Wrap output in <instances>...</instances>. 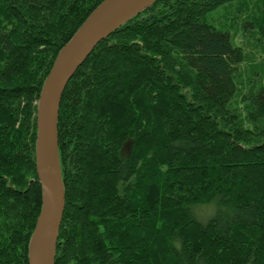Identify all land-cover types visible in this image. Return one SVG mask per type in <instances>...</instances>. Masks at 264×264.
I'll return each instance as SVG.
<instances>
[{
	"label": "trees",
	"instance_id": "trees-1",
	"mask_svg": "<svg viewBox=\"0 0 264 264\" xmlns=\"http://www.w3.org/2000/svg\"><path fill=\"white\" fill-rule=\"evenodd\" d=\"M103 1L0 0V264H30L39 95ZM238 1L264 28V0H157L70 80L56 264H264V88L241 95L246 53L212 21Z\"/></svg>",
	"mask_w": 264,
	"mask_h": 264
},
{
	"label": "water",
	"instance_id": "water-1",
	"mask_svg": "<svg viewBox=\"0 0 264 264\" xmlns=\"http://www.w3.org/2000/svg\"><path fill=\"white\" fill-rule=\"evenodd\" d=\"M157 0H104L59 50L37 103L35 158L42 187V207L29 242L30 264H56L60 228L66 206L58 119L70 80L97 45Z\"/></svg>",
	"mask_w": 264,
	"mask_h": 264
},
{
	"label": "rangeland",
	"instance_id": "rangeland-1",
	"mask_svg": "<svg viewBox=\"0 0 264 264\" xmlns=\"http://www.w3.org/2000/svg\"><path fill=\"white\" fill-rule=\"evenodd\" d=\"M234 4L238 6V9L242 8L240 1L222 6L212 16L214 18L212 21L218 25H223L225 22L229 24L234 44L241 46L246 53V59L241 63L242 76L239 81L242 95L251 89L264 88V28L258 24L259 21L258 23L253 19H250L252 23L245 21V16H238L235 24L232 20L237 16L238 9L234 7ZM260 5L259 0H254L249 3L248 8L260 15Z\"/></svg>",
	"mask_w": 264,
	"mask_h": 264
}]
</instances>
